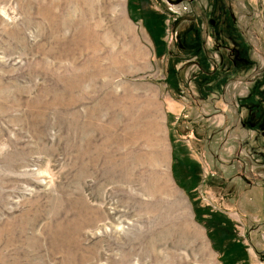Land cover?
Listing matches in <instances>:
<instances>
[{
  "label": "rangeland",
  "instance_id": "374dc122",
  "mask_svg": "<svg viewBox=\"0 0 264 264\" xmlns=\"http://www.w3.org/2000/svg\"><path fill=\"white\" fill-rule=\"evenodd\" d=\"M46 1L0 0V264H264V0H128L133 71L69 66L83 19ZM135 82L175 105L173 175L128 126Z\"/></svg>",
  "mask_w": 264,
  "mask_h": 264
},
{
  "label": "crops",
  "instance_id": "0c3cea01",
  "mask_svg": "<svg viewBox=\"0 0 264 264\" xmlns=\"http://www.w3.org/2000/svg\"><path fill=\"white\" fill-rule=\"evenodd\" d=\"M38 3L40 0H36ZM46 1V0H45ZM48 5L52 10L51 16H59L61 18H78L83 21H78L79 27H74V32L67 33V47L66 50H84L89 51V57H84V61H75L69 58L66 63L72 65H94L99 67H107L114 65L115 67H122L121 70L133 71L141 67L142 59L140 55H145L149 43L139 32L137 25H133L129 19V12L125 10V5L128 0H50ZM47 2V1H46ZM37 14H42L37 8ZM56 13V14H55ZM58 13V14H57ZM125 26L128 28L125 29ZM73 35V36H72ZM61 37L59 42H65ZM77 43V44H75ZM74 44V45H73ZM59 50V49H58ZM63 50V47H61ZM54 48L56 55L61 56L60 51ZM127 51L131 56L121 55L117 56V51ZM92 51V52H91ZM72 52V51H71ZM54 53V54H55ZM76 53V51H75ZM115 57H109L112 54ZM68 55V51H67ZM72 53H69L71 56ZM85 55H87L85 53ZM127 67V68H125ZM140 69V68H139ZM86 71V70H85ZM99 82H102L99 80ZM91 86L93 91L99 90V97H102V88L106 86ZM96 87L98 89H96ZM121 87V85H120ZM133 87V88H132ZM101 88V89H100ZM127 103L123 110L129 116V128L142 135L141 124L147 130V137L151 138L149 141V157H153L156 161H160L158 155L165 153V163L153 164L152 167H157L168 176L172 173L173 148L171 144L170 129L167 124L169 114L176 113L175 105L169 97L162 98L160 88L152 83L135 82L126 90ZM117 99L112 100V105L108 108L114 111L115 126L118 123L119 105ZM106 103V102H105ZM165 103V104H164ZM108 108L102 102L93 110H97L98 114L104 115V112H109ZM123 113V111H122ZM159 134V138L157 137ZM158 144H160L158 146ZM159 148V149H158ZM114 151V155L116 154ZM157 156V157H156ZM179 165V164H178ZM156 170V169H155ZM173 177V176H171ZM173 180V179H172Z\"/></svg>",
  "mask_w": 264,
  "mask_h": 264
},
{
  "label": "water",
  "instance_id": "95a60500",
  "mask_svg": "<svg viewBox=\"0 0 264 264\" xmlns=\"http://www.w3.org/2000/svg\"><path fill=\"white\" fill-rule=\"evenodd\" d=\"M263 198H264V193H263Z\"/></svg>",
  "mask_w": 264,
  "mask_h": 264
}]
</instances>
